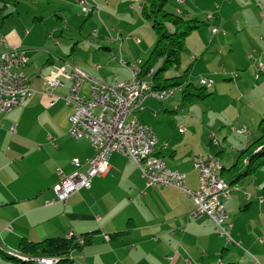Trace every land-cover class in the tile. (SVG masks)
<instances>
[{"label":"crops","instance_id":"0c3cea01","mask_svg":"<svg viewBox=\"0 0 264 264\" xmlns=\"http://www.w3.org/2000/svg\"><path fill=\"white\" fill-rule=\"evenodd\" d=\"M181 1L192 9L181 14L197 17L198 7L189 5L188 0ZM245 1H216L219 6L214 4L215 14L212 12L211 50L205 51L210 57H202L211 60L205 64L211 63L210 71L217 74L215 89L220 91L224 85L228 86L226 97L236 113L232 127H247L242 134L233 132L232 127L220 132L223 139L231 133L243 138L239 142L243 151L238 160L259 137V123L264 119V73L257 66L258 59L264 64V0H253V6L243 9L240 5ZM89 2L91 11L84 14L92 17V25L82 22L77 27L76 17L82 14L78 0H0V39H4L0 42V53L8 47L25 51L28 58L25 73L34 89L32 97L21 105L7 113L0 110V244L20 250L22 240L40 242L47 238H69L71 234V238L81 242L71 251L72 259L61 264H217L218 257L221 260L218 264H227L228 257V264H241L232 257L230 242L211 219L189 217L195 207L192 196L176 186L148 187L136 162L125 154L112 153L109 172L94 177L90 189H81L66 203L47 205L56 195L53 186L59 181L60 172L71 174L75 170L72 160L78 158L84 163L94 155V150L88 138L71 136V142L64 139L74 112V106L63 99L71 82L65 79L64 86L45 94L43 78L70 61L92 79L128 80L131 78L128 64L139 59L144 63L156 44L152 34L147 33L149 22L142 12L145 0ZM94 2L99 10L93 6ZM215 27L225 33L213 35ZM144 30L148 44L137 33ZM83 31L93 32L98 41L87 39L90 53L78 62L76 45L82 41ZM97 45L100 50H96ZM204 45L200 52L208 48L205 41ZM97 53L103 55L102 59L119 61L114 75H109L112 79L106 77L101 61H95ZM192 59L198 60L197 55L192 53ZM184 88L185 85L181 92ZM82 93L89 95L90 80L85 82ZM176 100L165 104L159 101L163 113H178L179 108H184ZM183 104L186 103L182 99ZM187 115L175 114L173 117L181 123H169L161 116L158 102L152 96L145 99L144 110L138 112L139 120L152 127L158 138V155L169 168L186 174V186L197 190L199 172L193 166L194 156L208 152L221 159L226 148L221 142L217 151L206 147L205 140L213 125L198 126L196 133L191 116ZM61 123L64 129L60 132ZM248 158L244 156L240 166L234 167L237 160L229 170L222 163L223 178L226 181L230 176L231 186L241 181L239 176L244 171L240 168L246 167ZM255 181L247 188L251 189ZM247 182L245 178L244 184ZM233 190L234 187L229 197L224 198L229 200L227 209L234 217L232 237L248 248H255L259 233L252 232V238H246L239 218L240 206L244 202L250 204L253 195L248 190L242 195H232ZM87 233L91 234L89 242L84 241ZM0 264L33 262L0 251Z\"/></svg>","mask_w":264,"mask_h":264},{"label":"built area","instance_id":"2783aa9c","mask_svg":"<svg viewBox=\"0 0 264 264\" xmlns=\"http://www.w3.org/2000/svg\"><path fill=\"white\" fill-rule=\"evenodd\" d=\"M78 2L82 6V12L89 14L91 11L89 0H78ZM93 6L99 10L97 3L94 2ZM207 18L212 19L213 13L207 14ZM221 32L225 33L216 27L212 29L213 35ZM3 41L4 39H0L1 43ZM27 61L26 53L22 49L8 47L0 53V110L2 112L11 111L31 98L34 93L30 79L25 73ZM142 65L143 62L140 59L129 63L131 78L116 79L111 83L92 79L84 70L70 61L43 78L42 92L45 94H50L54 89L64 86L65 79L71 82L69 93L63 97L68 105L74 106V112L70 117L69 134L76 139L88 138L94 150V155L84 163L78 158L72 160L75 170L71 174L60 172V179L53 186L56 195L47 202V205L57 202L66 203L81 189H90L94 177L103 176L109 172L110 155L120 153L131 157L136 162L148 187L176 186L187 192L195 201V207L189 217L192 219L208 217L229 242H235L231 233L233 224L227 222L228 213L223 204V199L229 197L233 186L225 182L221 173H217V164L222 161L216 160L215 154L211 153L195 155L193 166L199 172V187L197 190H191L186 186V174L169 168L156 152L157 142H154V130L139 120L138 112L144 110V101L148 96H159L163 102L164 94L182 90V86H177L159 89L155 95H147L149 77L139 76ZM257 66L260 72L264 73V64L260 59L257 60ZM233 74L237 75L236 72ZM258 77L259 74H256V78ZM87 80H90L89 95L82 93ZM200 83L211 87L214 81L202 76ZM232 131L244 133L247 132V127L240 129L232 127ZM211 143L213 145L220 143L215 133L211 135ZM164 145L166 146L167 143ZM7 229L11 230V226ZM68 237L71 238L72 235L69 234ZM38 257L44 262H51L57 258Z\"/></svg>","mask_w":264,"mask_h":264},{"label":"rangeland","instance_id":"374dc122","mask_svg":"<svg viewBox=\"0 0 264 264\" xmlns=\"http://www.w3.org/2000/svg\"><path fill=\"white\" fill-rule=\"evenodd\" d=\"M216 1L220 0H188V4L192 5L193 7H198L197 14L196 16L201 20L204 21L205 23L197 30L192 32L188 38L186 39V44L184 46V50L181 55V63L179 67L175 68H169L166 70L164 73L165 75L169 77L173 76H181L185 73V71L189 70V81L193 82L195 85L198 87H201L200 83V78L202 76L209 77L211 79L217 80L216 73L212 74V72L209 69V65L211 63L205 64V61H207L205 58L203 59L202 57H210V53L205 52L206 50H211V43L210 39L212 38L210 31L212 28L213 21L212 19L207 18V14L210 12H214L215 14V8L214 4ZM249 1V0H247ZM247 1L241 3V7L243 9H247L250 4L253 6V0H250L248 3ZM249 4V5H248ZM26 7H23L25 9ZM187 9H191L190 6H185L184 1L181 0H169L168 4L165 7L166 12H174V13H181L185 12ZM185 15V14H183ZM79 21L77 23V27H79L82 22H86V25H92V17H85V14L82 12L81 15H78L76 17ZM97 18V17H96ZM97 20V19H95ZM96 22H99L98 20ZM99 24V23H98ZM148 36L152 34L154 39L157 41V34L155 30L153 29L151 23H148ZM170 29H172V26L170 25ZM146 30V29H145ZM145 30L143 32L139 31L137 32L138 35L144 39L145 44H148L149 41L146 40V34ZM82 34L83 39L81 42H79L77 46V52L76 55H78V59L75 61L82 62L87 58L88 53H90V45L88 43L89 40H95L96 37L93 36L92 33H87V31H83ZM90 40V41H91ZM155 41V43H156ZM204 41L207 44V49L204 47L203 51H201V48L204 45ZM212 42V40H211ZM96 50H100L99 45L96 46ZM195 50H198L197 53H195ZM102 54L104 52H101ZM117 53V52H116ZM192 53L197 55L198 60H193L192 59ZM75 55V56H76ZM117 55V54H116ZM103 55H99V53L96 54L95 56V61H101L103 65V72L106 74V77H110L109 75H114L115 73V68L118 67L119 61L117 60H111V58L105 57L102 59ZM95 62V63H96ZM211 62V60L207 61ZM75 64V63H74ZM117 71V70H116ZM216 72V71H215ZM109 82V80L107 81ZM114 82V81H113ZM111 83V82H109ZM227 88L228 86L224 85L223 88L221 87L220 91L215 89V84L212 85V87H207V92H211V95L206 98V99H199V98H194L191 102L183 104L182 105V92L178 91L176 95L169 97L167 100L164 101L165 103H170L174 99H177L176 101H181L179 103L181 107H184L182 109L178 110V113L181 115H184V113L188 114L187 116H191L190 121L195 127V132L198 133V126H207V125H213L210 128L211 133L208 134L207 140H205V145L206 147H213L215 151L218 150L219 146L213 145L210 141L212 133H215L218 137L219 142L223 144V146L227 149H225L224 153L221 156V161L222 163L226 166V168L229 170L231 166L238 160L240 154L242 153L243 149L239 148V142L243 140L242 137H239V135L232 134L231 136L228 135L227 139H223L221 136L220 132L223 129H230L233 125L231 121L233 119L235 120L236 113L232 109H235L234 105L231 106V102H229V99H227ZM156 101L158 102V105L160 107V112L161 116L167 118V121L170 122H176L177 120L173 117L175 116V112H167L163 113V108L162 104L159 102L157 98H155ZM180 99V100H179ZM174 103V102H173ZM185 109V112H182ZM177 123H181L179 120ZM252 128V126L250 125ZM249 127V128H250ZM152 128V127H151ZM237 128V127H236ZM64 129V124H60L59 126V131ZM153 129V128H152ZM240 129V128H237ZM256 129V128H255ZM254 129V130H255ZM231 132V131H230ZM69 131L66 133L67 137L64 138L68 142L73 141V138L68 134ZM238 134V133H237ZM242 134V133H239ZM206 139V137L204 138ZM226 142V143H225ZM210 143V144H209ZM205 147V148H206ZM235 147V148H234ZM240 149V150H239ZM208 152H206L207 154ZM245 167H241L240 171H244ZM226 177V176H225ZM248 178V182L244 184V179ZM255 181V185L253 184L252 188H247L249 186V183L251 181ZM258 179V180H257ZM232 178L230 176L226 177V181L230 182ZM234 190L231 192L232 195L234 194H244L245 191L248 190L247 193H250L253 195L252 201L249 203L244 202L240 206V219L242 222V225L240 224V227H244L243 234L246 236V238H252V232L257 231L259 233L258 236H256V241L257 245L255 248H248L245 244H241L238 240H235V242H230L229 249L231 250L230 252L232 253V257H235L237 260L241 261V264H264V240L261 238H264V166L260 167L254 174L247 175V176H242L241 181L238 183H234L233 185ZM228 199H223V204L225 208L227 209L228 204H229ZM249 204V205H248ZM228 213V223H232L233 220V215L229 210L227 209ZM239 219V220H240ZM227 223V224H228ZM254 228V229H253ZM238 243L240 245H238ZM229 257L226 258V263H229ZM221 260L219 257L216 260V263L220 262ZM256 262V263H255ZM33 264H37L36 262H33Z\"/></svg>","mask_w":264,"mask_h":264},{"label":"trees","instance_id":"16d2710c","mask_svg":"<svg viewBox=\"0 0 264 264\" xmlns=\"http://www.w3.org/2000/svg\"><path fill=\"white\" fill-rule=\"evenodd\" d=\"M168 1L145 0V6L142 11L143 16L151 23L155 30L157 41L151 55L142 65L143 74L145 75L149 70L154 69L153 81L156 89H167L185 85L182 92L184 103H189L194 98L206 99L211 95V92H207L206 86L202 85L198 87L189 81L188 71L181 76L173 77H169L164 73L169 68L179 67L186 39L192 32L199 29L205 23L198 17L190 18L181 13L166 12L164 9ZM170 25L172 29H170ZM259 132V137L234 165V167L240 166L244 156L249 157L244 172L239 176L240 178L243 175L254 174L260 167L264 166V119L259 123ZM257 150L259 151L255 153ZM90 239L91 234H85L84 241L89 242ZM75 242V238L62 237L47 238L40 242L22 240L20 251L28 255L58 257L60 261L57 264H61L71 260V248Z\"/></svg>","mask_w":264,"mask_h":264},{"label":"bare ground","instance_id":"6f19581e","mask_svg":"<svg viewBox=\"0 0 264 264\" xmlns=\"http://www.w3.org/2000/svg\"><path fill=\"white\" fill-rule=\"evenodd\" d=\"M154 72H155L154 69H151L144 75L142 67H141V69H139V76L149 77L148 86H147V95H155V93L158 92V90H159V89H156L154 86V81H153ZM173 95H175V93L164 94L163 95V101H165L166 99H168L169 97H171ZM152 97L157 98L159 101H161L159 96H152ZM154 142H158V138H157L156 134H154ZM215 159L221 160L218 155H215ZM222 169H223L222 163L217 164V173H221V176H222ZM222 178H223V176H222ZM0 251H3L7 255L12 256L16 259L22 260L24 262H36L37 264H57L60 261L59 258L57 257V258H55V260H53L51 262H44V261H41L38 256L24 255L18 250L7 249V248H4L2 245H0ZM70 258L72 259V257H70Z\"/></svg>","mask_w":264,"mask_h":264},{"label":"water","instance_id":"95a60500","mask_svg":"<svg viewBox=\"0 0 264 264\" xmlns=\"http://www.w3.org/2000/svg\"><path fill=\"white\" fill-rule=\"evenodd\" d=\"M258 151H259V150H257L255 153H257ZM80 242H81V240H77V241L74 243V245L72 246L71 251L76 250V249H77V245H78Z\"/></svg>","mask_w":264,"mask_h":264}]
</instances>
